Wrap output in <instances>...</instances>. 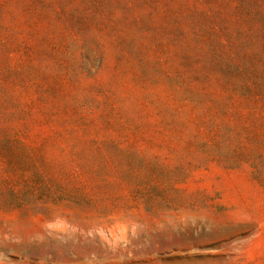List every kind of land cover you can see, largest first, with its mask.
Listing matches in <instances>:
<instances>
[{
	"label": "rangeland",
	"instance_id": "374dc122",
	"mask_svg": "<svg viewBox=\"0 0 264 264\" xmlns=\"http://www.w3.org/2000/svg\"><path fill=\"white\" fill-rule=\"evenodd\" d=\"M191 4L0 0V264H264V106Z\"/></svg>",
	"mask_w": 264,
	"mask_h": 264
},
{
	"label": "trees",
	"instance_id": "16d2710c",
	"mask_svg": "<svg viewBox=\"0 0 264 264\" xmlns=\"http://www.w3.org/2000/svg\"><path fill=\"white\" fill-rule=\"evenodd\" d=\"M186 16L202 28L200 47L221 84L264 106V0H193Z\"/></svg>",
	"mask_w": 264,
	"mask_h": 264
}]
</instances>
